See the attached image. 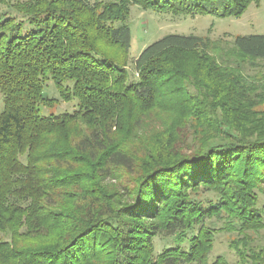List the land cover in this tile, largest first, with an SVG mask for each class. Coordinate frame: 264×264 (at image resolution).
Returning <instances> with one entry per match:
<instances>
[{
	"label": "trees",
	"instance_id": "obj_1",
	"mask_svg": "<svg viewBox=\"0 0 264 264\" xmlns=\"http://www.w3.org/2000/svg\"><path fill=\"white\" fill-rule=\"evenodd\" d=\"M260 3L26 0L0 14V264H207L214 216L237 231L239 264H264V34H168L129 60L132 5L240 18ZM158 237L175 244L157 254Z\"/></svg>",
	"mask_w": 264,
	"mask_h": 264
},
{
	"label": "rangeland",
	"instance_id": "obj_2",
	"mask_svg": "<svg viewBox=\"0 0 264 264\" xmlns=\"http://www.w3.org/2000/svg\"><path fill=\"white\" fill-rule=\"evenodd\" d=\"M23 1L26 0H7L6 5L0 6V14L14 12L11 5ZM88 1L94 3L98 0ZM129 26L132 31L130 61L135 60L150 44L168 34H194L231 43L239 35L264 34V0H261L259 6H251L240 18H221L212 15L174 16L132 5L130 7ZM260 65L259 71L264 74V62H260ZM129 70L132 72V66L129 67ZM249 73L253 75L255 72ZM47 91L51 97H59L53 84H49ZM54 109L56 114L65 111L72 112L75 110V105L74 103L60 102ZM201 198L203 200L215 199V196L212 193H203ZM261 200L264 203V195ZM225 221V218L217 216L206 218L209 228L214 229V248L208 255L207 264H213L218 259H222V264H239L240 262L238 254L230 246L237 238V231L229 232L223 229L226 226ZM259 238L260 245L264 246V231L261 232ZM174 244L171 237H158L155 240L156 253H161L165 249L174 246Z\"/></svg>",
	"mask_w": 264,
	"mask_h": 264
}]
</instances>
